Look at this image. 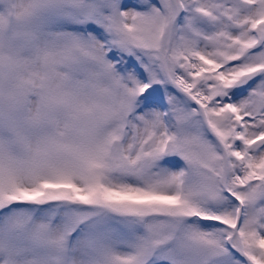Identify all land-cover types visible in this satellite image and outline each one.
Instances as JSON below:
<instances>
[{
    "label": "snow or ice",
    "instance_id": "snow-or-ice-1",
    "mask_svg": "<svg viewBox=\"0 0 264 264\" xmlns=\"http://www.w3.org/2000/svg\"><path fill=\"white\" fill-rule=\"evenodd\" d=\"M0 264H264V0H0Z\"/></svg>",
    "mask_w": 264,
    "mask_h": 264
}]
</instances>
